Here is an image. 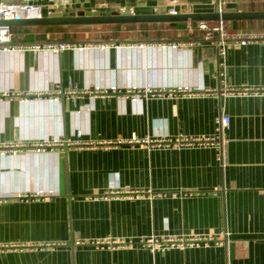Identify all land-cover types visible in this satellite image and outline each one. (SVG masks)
Here are the masks:
<instances>
[{
    "label": "crops",
    "instance_id": "obj_1",
    "mask_svg": "<svg viewBox=\"0 0 264 264\" xmlns=\"http://www.w3.org/2000/svg\"><path fill=\"white\" fill-rule=\"evenodd\" d=\"M53 2L42 3L44 17L220 10L219 0ZM258 10L264 0L223 1V11ZM225 23L229 33L256 36L229 45L225 76L216 43L203 40L192 21L104 24L112 36L101 39L80 36L75 25L12 26L17 46L86 47L0 51V94H8L0 102V146L9 147L0 151V247L16 245L0 248V264H264V95L223 90L224 83L264 87V20ZM58 89L65 95L52 98ZM180 89L189 92L169 94ZM222 114L230 117L223 162L211 145L144 142L215 137ZM58 139L112 145L37 150ZM125 190L139 194L109 195ZM192 236L222 241L166 249L140 242ZM100 238L136 243L86 242Z\"/></svg>",
    "mask_w": 264,
    "mask_h": 264
},
{
    "label": "built area",
    "instance_id": "obj_2",
    "mask_svg": "<svg viewBox=\"0 0 264 264\" xmlns=\"http://www.w3.org/2000/svg\"><path fill=\"white\" fill-rule=\"evenodd\" d=\"M223 1L219 0V11H223ZM44 0H23L18 3L11 2L10 0H0V21H11L17 19H32V18H43V3ZM73 0H54L53 4L56 7H66L71 5ZM126 11V10H124ZM133 13L132 11H130ZM171 13H177L176 10L173 8ZM197 29L203 32L202 39L205 41H212L216 43L217 46V59H218V66H219V75L225 76V69H226V56L227 50L231 43H238L241 45L247 44L249 41L256 39V36L252 35H245L242 33H229L226 27L225 21L221 20L215 23H210L208 21H198L196 22ZM193 26H190V30L193 31ZM14 40V32L12 30V26L9 24H0V51H14V50H26L29 49L33 52H38L42 49L52 50L56 53H60L66 49H84L86 46H77L76 44L72 43H59L54 45H40V44H30L25 46H17L13 44ZM197 43V41H188V42H176L173 43L174 46H193ZM223 90L226 94H239V95H264V87H232L226 83L223 85ZM152 92L150 90L145 91V93ZM176 92H181L183 94H187L189 91L187 89H180V91H170V95H174ZM96 94H100L103 98L107 97L106 92H100V89L96 88ZM139 92L134 93V97L138 96ZM8 95V94H7ZM6 94H0V102L3 101V97L7 96ZM52 98L59 99L60 95H65L63 89L53 90ZM72 92L69 96H73ZM218 127V135L215 137H192V136H179L176 139H159V140H150L146 139L145 143H152L157 146H164V147H183V146H206L211 145L217 149V159L220 162H223L224 156V144L226 142L225 139V130L228 128L230 124V117L227 114H222L217 119ZM133 141H137L136 137H133ZM122 141L119 142V144ZM52 145H61L65 147H87V146H104L109 147L112 143H91V142H82L80 140H71V139H58L54 142H45L41 143L37 150L43 149L45 146H52ZM9 148L1 147L0 151H6ZM139 191H111L109 195H113L116 197L124 196L128 194H137ZM139 194V193H138ZM108 195V194H107ZM227 236L226 232L222 233V238ZM221 237H214V236H192L188 238H167L162 241L158 239H141V243H147L148 245L158 248V249H166L168 247H186V246H194L198 245L200 242L204 244H209L212 241L221 242ZM91 244H94L97 247H125L131 246L136 243L133 239H107V238H100V239H93L92 241H86ZM77 244L84 243V241H77ZM60 245V243H53L52 245L48 246H56ZM42 246V245H39ZM16 245H7V247H0V248H15Z\"/></svg>",
    "mask_w": 264,
    "mask_h": 264
},
{
    "label": "water",
    "instance_id": "obj_3",
    "mask_svg": "<svg viewBox=\"0 0 264 264\" xmlns=\"http://www.w3.org/2000/svg\"><path fill=\"white\" fill-rule=\"evenodd\" d=\"M235 21V20H264V10L258 11H213L191 13H155L134 14L130 11H114L109 15L97 10L80 11L77 14L63 15L55 12L43 18L17 19L0 21V24L17 25H104V24H131V23H177L198 21Z\"/></svg>",
    "mask_w": 264,
    "mask_h": 264
},
{
    "label": "rangeland",
    "instance_id": "obj_4",
    "mask_svg": "<svg viewBox=\"0 0 264 264\" xmlns=\"http://www.w3.org/2000/svg\"><path fill=\"white\" fill-rule=\"evenodd\" d=\"M78 31H81L80 36L82 37H88V38H94V39H101V38H105V37H110L112 36V33L110 31V26H106V25H93L90 27H86V28H81L80 26H77ZM80 27V28H79ZM85 31H88L87 33H84ZM121 36H125L127 34H120Z\"/></svg>",
    "mask_w": 264,
    "mask_h": 264
},
{
    "label": "trees",
    "instance_id": "obj_5",
    "mask_svg": "<svg viewBox=\"0 0 264 264\" xmlns=\"http://www.w3.org/2000/svg\"><path fill=\"white\" fill-rule=\"evenodd\" d=\"M194 23V22H193ZM132 24V23H131ZM131 24H126V25H131ZM120 25V24H118ZM123 25V24H122ZM125 25V24H124ZM70 26V25H69ZM69 26H63V25H55V26H47L48 29H50V31H52V29H64L65 27H69ZM72 26V25H71ZM74 26V25H73ZM75 27H77L75 25Z\"/></svg>",
    "mask_w": 264,
    "mask_h": 264
}]
</instances>
